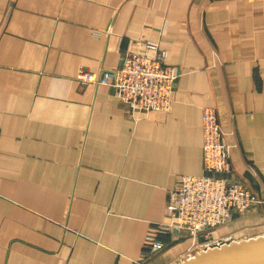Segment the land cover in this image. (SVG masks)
I'll use <instances>...</instances> for the list:
<instances>
[{"label":"crops","instance_id":"obj_1","mask_svg":"<svg viewBox=\"0 0 264 264\" xmlns=\"http://www.w3.org/2000/svg\"><path fill=\"white\" fill-rule=\"evenodd\" d=\"M157 41L181 74L168 111L135 112L81 68H115ZM215 108L230 177L262 200L264 0H0V264H175L144 256L167 192L203 172L201 110ZM228 221V222H229ZM241 223V224H240Z\"/></svg>","mask_w":264,"mask_h":264},{"label":"built area","instance_id":"obj_2","mask_svg":"<svg viewBox=\"0 0 264 264\" xmlns=\"http://www.w3.org/2000/svg\"><path fill=\"white\" fill-rule=\"evenodd\" d=\"M167 51L157 41L135 40L122 52L115 68L91 71L81 68L76 78L83 84L104 85L135 112L168 111L172 91L181 70L166 63ZM203 172L182 174L168 190L166 219L152 222L144 240V256H152L165 247V238L186 236L202 238L203 249L219 246L215 227L227 223L252 206L261 203L242 181L230 177V145L215 108L201 110ZM218 244V245H213Z\"/></svg>","mask_w":264,"mask_h":264},{"label":"water","instance_id":"obj_3","mask_svg":"<svg viewBox=\"0 0 264 264\" xmlns=\"http://www.w3.org/2000/svg\"><path fill=\"white\" fill-rule=\"evenodd\" d=\"M175 264H264V234L202 249Z\"/></svg>","mask_w":264,"mask_h":264},{"label":"rangeland","instance_id":"obj_4","mask_svg":"<svg viewBox=\"0 0 264 264\" xmlns=\"http://www.w3.org/2000/svg\"><path fill=\"white\" fill-rule=\"evenodd\" d=\"M246 211H244L242 214H245ZM236 224L235 223L231 224L229 221L223 225L214 228L213 234L215 237H218V242H217L218 244L220 243L224 244L233 240L247 239L250 237H255L257 235L264 234V219L255 222L254 224L251 223H249L248 225L242 224V225H237V227H235ZM202 241H203L202 238L194 237L191 247L187 250L186 254L182 258L183 259L187 258L192 254L202 250L203 249V247L201 246ZM218 244H213V245H218Z\"/></svg>","mask_w":264,"mask_h":264}]
</instances>
